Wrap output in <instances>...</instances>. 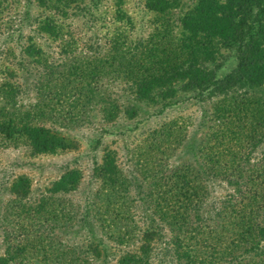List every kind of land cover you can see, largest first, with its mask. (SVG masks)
<instances>
[{"label": "rangeland", "instance_id": "1", "mask_svg": "<svg viewBox=\"0 0 264 264\" xmlns=\"http://www.w3.org/2000/svg\"><path fill=\"white\" fill-rule=\"evenodd\" d=\"M143 5L0 0V119L59 143L0 133V264H264V85L142 98L127 70L182 31Z\"/></svg>", "mask_w": 264, "mask_h": 264}, {"label": "trees", "instance_id": "2", "mask_svg": "<svg viewBox=\"0 0 264 264\" xmlns=\"http://www.w3.org/2000/svg\"><path fill=\"white\" fill-rule=\"evenodd\" d=\"M182 5V9L179 8ZM143 6L160 18L177 14L175 19L182 31L174 50L147 51V66L138 73L127 70L128 79L134 82L142 98L150 101L156 97L169 99L174 92L171 90L174 82H179L183 90L195 91V96L217 89L225 93L224 90L235 85H264V0H144ZM53 26L51 19L44 18L39 29L53 31ZM140 44L137 42L135 46ZM135 46L131 53L119 47L121 58L128 54L124 60L135 58ZM29 48L26 47L27 54L34 57L40 54L38 49ZM229 48L236 54V63L224 76L216 77L219 50ZM153 65L159 67L158 71L152 70ZM129 66V63L122 65ZM11 88L10 84H0V90L5 94H9ZM26 117L13 120L10 116L4 119L2 115L0 133L6 137L24 135L39 149H50L59 144L56 142L58 137L47 128L30 124Z\"/></svg>", "mask_w": 264, "mask_h": 264}]
</instances>
